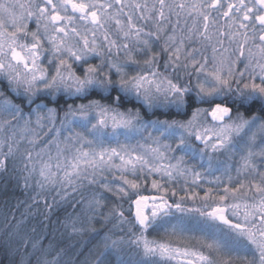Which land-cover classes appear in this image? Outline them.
Masks as SVG:
<instances>
[{"label": "snow or ice", "instance_id": "snow-or-ice-1", "mask_svg": "<svg viewBox=\"0 0 264 264\" xmlns=\"http://www.w3.org/2000/svg\"><path fill=\"white\" fill-rule=\"evenodd\" d=\"M5 176L0 264H264V0H0ZM40 216L81 239L13 247Z\"/></svg>", "mask_w": 264, "mask_h": 264}, {"label": "trees", "instance_id": "trees-1", "mask_svg": "<svg viewBox=\"0 0 264 264\" xmlns=\"http://www.w3.org/2000/svg\"><path fill=\"white\" fill-rule=\"evenodd\" d=\"M92 98V97H90ZM47 102H50V99L47 100ZM220 102V101H216ZM67 103H86V101H73L71 99H66L64 97H59L55 102H53V105L56 106H64L66 107ZM198 105L193 104V107H196ZM199 106H207L199 105ZM124 107H139V105H136L134 103H127L124 105ZM242 110V109H241ZM250 114V113H249ZM163 119V117H161ZM178 119H186L187 117H177ZM21 184L23 181L20 182ZM111 196V194H109ZM79 197H77L78 199ZM28 199V194L17 185L16 181L14 179H9L7 176L0 177V241L4 240L6 238V235L8 232L12 231L10 225H14L16 221L22 219L21 213L25 211V205L23 203L18 205V201H25ZM49 202L51 203V198H49ZM114 200H109V203H114ZM126 208V207H125ZM41 210L44 211L43 206L41 207ZM72 208L68 207L64 204H61L59 206H56L52 209V215H51V221L53 224V227L55 228V222L59 218L61 221H63L64 216L66 212H71ZM13 214L15 216L13 217ZM43 219V216L37 217L35 219L30 218L29 222L26 225H22L19 233L17 236L13 239V247H23L25 241L28 243V248L31 250V244L40 241L41 246L43 248H46L50 242L63 240L62 244H59L57 247V250L61 247H67L69 244L75 243L77 240H80L79 237H69L66 233H64V230L62 228H56L55 230V236H53V230L51 228H44L42 226H39V221ZM47 223V222H45ZM33 226H37L36 232H32L31 229ZM97 228H100L99 224L94 225ZM47 235V238L42 237L44 235ZM99 238L96 240H92L90 244H88V248H91L93 245H95L98 242ZM81 244L76 243V247L72 248L68 251L67 256L64 257V259H70L74 258L76 256L77 251L80 249ZM85 255H87V248L84 249ZM37 255L39 256L40 253L38 252ZM54 255V253H53ZM51 258V257H49ZM84 257L81 256L80 259L82 260ZM33 258V264H34Z\"/></svg>", "mask_w": 264, "mask_h": 264}, {"label": "rangeland", "instance_id": "rangeland-1", "mask_svg": "<svg viewBox=\"0 0 264 264\" xmlns=\"http://www.w3.org/2000/svg\"><path fill=\"white\" fill-rule=\"evenodd\" d=\"M34 27H35V25H30V29H34ZM97 62H98L97 60H92L91 61V63H97ZM241 67H242V65H241ZM45 102L48 103L49 107H58L56 105H53V102H55V101L50 100V102H47V101H45ZM200 107H208V105L207 106H200ZM133 142H135V141H133ZM177 155H180V153H177ZM190 163H194V162L190 161ZM233 175H235V171L234 170H233ZM151 179L152 178H148L147 183H144L143 184L140 194H142V195H149V196L156 195L157 194L154 190L151 189ZM205 187H210V185H205ZM180 194L182 195L183 193H180ZM201 194H203V193H201ZM134 198L135 197H133V199ZM124 206L127 208L128 207V204L125 203ZM150 235H155V233H152Z\"/></svg>", "mask_w": 264, "mask_h": 264}]
</instances>
